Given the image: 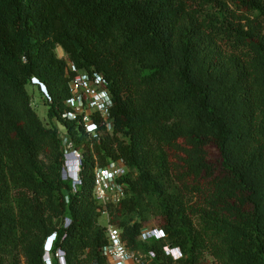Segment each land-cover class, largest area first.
<instances>
[{"label":"trees","instance_id":"16d2710c","mask_svg":"<svg viewBox=\"0 0 264 264\" xmlns=\"http://www.w3.org/2000/svg\"><path fill=\"white\" fill-rule=\"evenodd\" d=\"M68 61L105 78L112 133L62 118ZM54 121L84 155L78 184ZM119 159L126 198L108 212L129 249L264 264V0H0V264H46L54 235L52 264H106L94 171ZM154 220L165 240H139Z\"/></svg>","mask_w":264,"mask_h":264},{"label":"built area","instance_id":"2783aa9c","mask_svg":"<svg viewBox=\"0 0 264 264\" xmlns=\"http://www.w3.org/2000/svg\"><path fill=\"white\" fill-rule=\"evenodd\" d=\"M64 57V56H63ZM68 73L70 79V98L65 103L62 118L65 121L76 123L85 129L87 133L98 136L103 131L112 133L114 119L112 116L113 99L108 84L103 75L96 72H83L78 70L68 61ZM33 85L40 86L41 93L51 101L46 87L37 79L32 80ZM60 131L61 149L64 154L65 173L72 177L75 184L80 183V172L83 165L84 155L71 139L65 126ZM103 131H102V130ZM129 168L124 160L110 161L106 166H97L94 171V199L101 206L102 216H106L108 244L103 249L106 264H152L154 253L142 255L129 249L122 237V231L110 224L108 206H118L126 198V184L122 180L128 175ZM67 176V177H68ZM102 218V217H101ZM163 230L156 225L148 224L139 237L143 242L152 240H165ZM55 235L46 243V264H52L50 251ZM49 247H48V246ZM167 254L178 260L182 254L177 249L167 248ZM59 259L63 256L56 255ZM62 264V263H61Z\"/></svg>","mask_w":264,"mask_h":264},{"label":"rangeland","instance_id":"374dc122","mask_svg":"<svg viewBox=\"0 0 264 264\" xmlns=\"http://www.w3.org/2000/svg\"><path fill=\"white\" fill-rule=\"evenodd\" d=\"M57 55L58 57L62 58L64 56V53L61 55L59 53V48L57 49ZM29 92L33 95V107L36 109V111L38 112L39 116L41 117V119L44 122H47L48 118L46 116V112H47V107L44 105L45 104V98L44 95L41 93V88L40 86H31L28 88ZM54 125H56L60 131L63 130V128L61 127V125L59 123H57L56 121L53 122ZM101 223L103 225H106L107 220H106V216H102V218L100 219ZM159 221L154 220L151 221L149 224H153V225H159Z\"/></svg>","mask_w":264,"mask_h":264},{"label":"clouds","instance_id":"9594fccd","mask_svg":"<svg viewBox=\"0 0 264 264\" xmlns=\"http://www.w3.org/2000/svg\"><path fill=\"white\" fill-rule=\"evenodd\" d=\"M48 246V245H47ZM63 257L60 259V262L62 263V264H65V259H64V255L63 254H61Z\"/></svg>","mask_w":264,"mask_h":264},{"label":"bare ground","instance_id":"6f19581e","mask_svg":"<svg viewBox=\"0 0 264 264\" xmlns=\"http://www.w3.org/2000/svg\"><path fill=\"white\" fill-rule=\"evenodd\" d=\"M59 53L62 55L63 54V50L61 48H59Z\"/></svg>","mask_w":264,"mask_h":264},{"label":"crops","instance_id":"0c3cea01","mask_svg":"<svg viewBox=\"0 0 264 264\" xmlns=\"http://www.w3.org/2000/svg\"><path fill=\"white\" fill-rule=\"evenodd\" d=\"M100 223H101V220H100ZM101 225H103V224L101 223ZM103 226H105V225H103Z\"/></svg>","mask_w":264,"mask_h":264}]
</instances>
